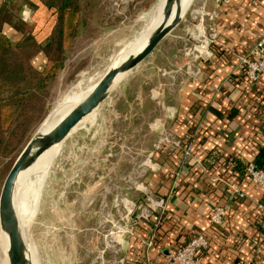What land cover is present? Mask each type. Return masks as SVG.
<instances>
[{"label":"crops","instance_id":"0c3cea01","mask_svg":"<svg viewBox=\"0 0 264 264\" xmlns=\"http://www.w3.org/2000/svg\"><path fill=\"white\" fill-rule=\"evenodd\" d=\"M18 6L24 18L42 9L39 0H0L1 30L11 27L9 17L18 15ZM206 7L217 11L212 25L205 24L215 34L209 58L194 57L186 31L180 45L155 49L147 57L144 80L136 79L137 70L119 80L127 93L106 125L95 126L90 117L77 129L89 134L94 126L92 135L103 131L100 141L80 142V149L91 153L133 148L139 134L147 137L150 151L162 133L180 141L169 153L155 152L158 168L143 176L148 188L166 200L161 221L155 228L154 219L140 222L109 256L115 264H175L166 260L167 254L201 231L210 240L202 255L205 264H264V210L257 206L264 207V190L243 171L264 154V75L251 82L238 67L240 57L264 36V0H207ZM185 21L186 27L194 26ZM234 188L245 197L239 198ZM214 204L226 208L223 227H210ZM93 260L72 255L67 261Z\"/></svg>","mask_w":264,"mask_h":264},{"label":"rangeland","instance_id":"374dc122","mask_svg":"<svg viewBox=\"0 0 264 264\" xmlns=\"http://www.w3.org/2000/svg\"><path fill=\"white\" fill-rule=\"evenodd\" d=\"M75 1L80 22L73 42L65 51L59 73L41 88L36 87L38 69L45 62L41 43L55 23V10L39 0L42 9L36 10L34 16L24 18L18 6L16 13L20 14L9 17L12 28L0 29V35L7 40L6 46H0V98L17 96L11 127L0 130V192L10 167L45 117L63 102L90 92L121 50L149 29L146 28L162 2ZM206 1L193 0L180 23L155 49L177 47L186 31L189 37L194 27H186L185 20H190L192 9ZM147 57L124 78L132 77L137 70L136 79L144 80L149 73L144 69ZM118 82L111 87L104 103L84 118L75 130L90 117L95 126L106 125L113 118V113L120 107L121 95L127 93ZM16 91L19 94H15ZM93 131H97L94 126L89 134L77 130L61 142L56 151L43 152L21 183V227L34 246L39 264H70L67 260L72 255L88 256L94 259L90 264H98L100 236L103 229L108 228L105 221L111 217L116 198L131 194L136 183L144 182L143 176L149 172L143 164L150 152L145 149V135H136V143L129 149L92 153L81 150L80 142L102 140L103 131L92 135ZM114 152L115 156H111ZM97 156L98 161L95 160ZM4 233L0 227V240ZM105 257L109 258L108 255ZM6 260L0 257V264H7ZM28 261H31L30 251Z\"/></svg>","mask_w":264,"mask_h":264},{"label":"built area","instance_id":"2783aa9c","mask_svg":"<svg viewBox=\"0 0 264 264\" xmlns=\"http://www.w3.org/2000/svg\"><path fill=\"white\" fill-rule=\"evenodd\" d=\"M206 3L194 8L190 13V21L194 22V28L189 34L188 40L193 45L194 57L196 59H207L212 55L211 44L215 40L213 31L208 33L205 26L207 22L210 25L217 17L216 10H205ZM209 28L212 29L210 26ZM239 69L243 72L248 81L256 82L260 76L264 75V36L259 38L253 46L244 53L239 60ZM190 69V64L187 67ZM188 71V70H187ZM194 74L199 73L198 69L194 70ZM180 141L169 133L160 134L159 138L153 145V149L144 159V165L147 170H155L158 164L153 160L152 155L155 152H170L179 147ZM244 173L249 177L259 188L264 190V170L256 168L252 163L243 168ZM131 194L119 196L113 205L111 217L105 224L107 229H103L100 236L101 250L96 256L98 264H115L112 258L106 259L105 256H110L119 251L124 240L132 236L135 227L140 223H151L153 227H157L161 221L166 200L163 196L152 192L143 182H137ZM234 193L239 198H244L245 195L239 189L234 188ZM264 210L261 204L257 205ZM226 208L223 205L214 204L211 206L208 215L210 227H223L226 220ZM153 243L152 238L147 242V246ZM209 248V238L206 231H201L197 235L190 237L182 245H180L173 253L166 256L168 262L175 264H204L201 253Z\"/></svg>","mask_w":264,"mask_h":264},{"label":"water","instance_id":"95a60500","mask_svg":"<svg viewBox=\"0 0 264 264\" xmlns=\"http://www.w3.org/2000/svg\"><path fill=\"white\" fill-rule=\"evenodd\" d=\"M172 0H167L169 3ZM176 3L172 19L162 22L149 35L142 49L115 66H110L92 90L75 105L54 127L43 135L34 134L10 167L0 192V227L8 235V261L9 264H30L25 250V238L21 232L19 221L14 210L13 192L20 171L29 163L35 161L45 150L60 144L78 126L81 121L93 113L105 100L107 93L113 86L117 76L125 75L140 64L161 40L168 35L183 17L179 0Z\"/></svg>","mask_w":264,"mask_h":264},{"label":"trees","instance_id":"16d2710c","mask_svg":"<svg viewBox=\"0 0 264 264\" xmlns=\"http://www.w3.org/2000/svg\"><path fill=\"white\" fill-rule=\"evenodd\" d=\"M57 1L46 2L42 0L48 8L55 10L56 19L50 34L41 43L45 62L37 72L39 76L37 88L43 87V85L56 77L61 70L65 51L72 44L77 26L80 22L78 5L75 0ZM0 41V46H6L7 40L2 35H0ZM30 90H34V88H30ZM15 94H19V91H16ZM16 97V95H11L7 98H0V130H8L11 127L14 118V100ZM252 163L256 168L264 170V154L257 155ZM238 175L240 174L238 173ZM209 248L203 253L208 252ZM203 253H201V256Z\"/></svg>","mask_w":264,"mask_h":264},{"label":"bare ground","instance_id":"6f19581e","mask_svg":"<svg viewBox=\"0 0 264 264\" xmlns=\"http://www.w3.org/2000/svg\"><path fill=\"white\" fill-rule=\"evenodd\" d=\"M192 2H193V0H179L180 7H181V14H183V15L185 14V12L188 10V8L192 4ZM175 9H176V3L174 0L170 1L169 3L167 2V0H162L160 5L158 6V11L156 12V14L153 15V18H152V21H151L149 27L146 28V29H148V28L149 29L143 33L141 32L142 34L140 33L137 37H135L132 41H130L123 48V50H121V52L118 54L117 58L115 59V61L112 63L111 66H115V65L119 64L121 61H123L125 58H127L128 56H131V55L138 53L142 49V47L145 45V43L147 42V39H148L149 35L151 34V32L158 25H160L162 22H165V21L169 22L172 19L173 15L175 13ZM123 76L124 75H122V74L117 76L113 85H115L116 82L121 80L123 78ZM88 93H86V94H84L78 98L63 102L57 108L53 109L45 117V119L42 121V123L39 125V127L36 131V135H43V134L47 133L75 105H77L81 100H83V98ZM59 145L60 144L54 145V146L48 148L47 150H52V151L55 150L56 151V149L59 148ZM39 157L35 161L27 164L20 171L18 178H17V182L15 184L14 192H13L14 210H15V213H16L18 221H19V226H20L21 232L23 234V237L25 238V245H26L25 254H26L27 259H28V251H30V253H31L30 264H39V261L37 260V256H36L33 244L31 243L30 239L26 236L25 232L23 231V229L21 227V214H20V207H19V188H20L21 183L24 180L29 168L31 169V167H34V165L37 164ZM0 245H1L0 257H5L7 259L6 260L7 264H9L8 255H7V251H8V235H7V233H4L2 240H0Z\"/></svg>","mask_w":264,"mask_h":264}]
</instances>
